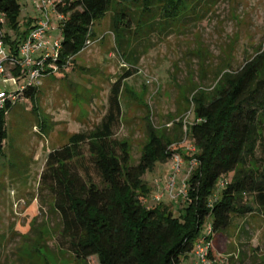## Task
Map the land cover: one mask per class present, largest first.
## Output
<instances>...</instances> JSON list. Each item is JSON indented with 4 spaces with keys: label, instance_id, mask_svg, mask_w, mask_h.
<instances>
[{
    "label": "trees",
    "instance_id": "obj_1",
    "mask_svg": "<svg viewBox=\"0 0 264 264\" xmlns=\"http://www.w3.org/2000/svg\"><path fill=\"white\" fill-rule=\"evenodd\" d=\"M188 1H57L56 9L64 20L56 74L64 75L67 68L75 67L76 55L94 35V24L109 11L117 47L126 51L124 42L129 41L133 26L163 32L164 24L170 26L181 19ZM21 11L18 0H0V14L7 18L0 29H4L5 43L13 55L18 54L22 38L36 22L26 19L24 28L19 20ZM129 50L136 61V51ZM130 75L128 72L112 85L108 111L98 125L74 133L69 143L49 152L40 180L61 217L59 235L77 260L88 264L95 256L99 264H180L182 256L193 254L206 223L212 225L210 238L214 241L235 218L257 209L264 211V158L258 156L260 147L264 148V51L237 71L218 73L212 90L193 93V118L187 133L197 152L188 158L195 159L197 166L188 177L186 204L179 216L161 202L148 207L143 199L151 192L144 176L176 154L172 147L181 141L183 122L168 134L149 121L148 139L137 162L129 142L114 138V127L122 115L125 79ZM37 92V87H30L19 93L18 101L34 109ZM12 105L0 112V154L7 145L6 115ZM86 159L98 180L86 172ZM225 176L229 180H223ZM43 233L41 230L40 239Z\"/></svg>",
    "mask_w": 264,
    "mask_h": 264
},
{
    "label": "rangeland",
    "instance_id": "obj_2",
    "mask_svg": "<svg viewBox=\"0 0 264 264\" xmlns=\"http://www.w3.org/2000/svg\"><path fill=\"white\" fill-rule=\"evenodd\" d=\"M18 1L22 5L19 20L25 28V20L39 18V11L32 0ZM188 2L181 19L170 26L164 24L163 32L133 26L129 41L124 42L127 55L117 47L109 11L94 24L92 44L76 55L73 69L41 78L34 109L23 100L12 105L6 115L7 145L0 154V264H86L71 254L59 235L61 217L40 176L49 152L69 143L74 133L87 132L100 123L109 108L112 85L128 72L131 75L125 79L122 115L114 127V138L129 142L137 162L148 139L149 121L168 134L183 122L181 141L172 148L183 160L178 188L187 182L197 166L195 159L188 158L197 152L190 150L194 141L187 133L193 118V93L212 90L218 73L237 71L264 51V0ZM131 47L136 61L128 54ZM83 151L88 156L87 145ZM258 156L264 158L263 147ZM85 164L86 172L98 180L90 160ZM172 166L170 158L144 176L151 192L143 200L148 207L161 202L179 216L185 197L165 194L161 201L156 200L165 191ZM42 244L46 246L38 252ZM213 245L212 264L223 260L227 264H264V211L257 209L235 218L227 231L214 238ZM195 261L189 254L181 257L180 264ZM88 264H99L97 257H91Z\"/></svg>",
    "mask_w": 264,
    "mask_h": 264
},
{
    "label": "built area",
    "instance_id": "obj_3",
    "mask_svg": "<svg viewBox=\"0 0 264 264\" xmlns=\"http://www.w3.org/2000/svg\"><path fill=\"white\" fill-rule=\"evenodd\" d=\"M32 2L39 11V18H35L34 27L22 38L17 55L11 53L5 43L4 29H0V112H3L8 104H15L20 92L30 87H38L43 76L57 73L59 70L58 59L62 49L61 25L64 15L56 9L57 0H32ZM0 24L3 26L7 24L5 14H0ZM91 44L92 40L88 39L85 48ZM17 69L19 73L15 74L14 70ZM189 148L192 152L197 151L195 143ZM172 162V172L165 191L156 196L158 201H161L165 194L170 198L181 196L186 198L187 182L184 180L182 187L178 188V176L182 170L183 160L179 155L174 154ZM212 232V225L208 223L207 231L201 235L194 247L195 264H212L210 257L213 246L210 238ZM221 264L227 262L223 260Z\"/></svg>",
    "mask_w": 264,
    "mask_h": 264
}]
</instances>
